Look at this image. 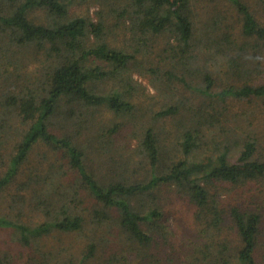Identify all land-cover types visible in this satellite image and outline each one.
Wrapping results in <instances>:
<instances>
[{
	"label": "trees",
	"instance_id": "16d2710c",
	"mask_svg": "<svg viewBox=\"0 0 264 264\" xmlns=\"http://www.w3.org/2000/svg\"><path fill=\"white\" fill-rule=\"evenodd\" d=\"M194 1L0 0V230L21 248L38 249L40 257L24 264H60L41 240L53 232L84 230L83 193L101 207L93 212L94 227L126 237L139 253L153 233L167 239L160 206L145 198L166 185L189 198L199 231L180 264H259L263 216L240 206L227 209L221 188L264 184V156L251 136L220 144L221 132L211 128L221 122L230 101L264 105V22L246 0H212L228 11L201 27ZM86 3L106 6L97 22L73 13ZM257 7L264 11V0ZM36 10L44 12L41 22L33 18ZM109 17L116 22L108 29ZM122 28L126 49L110 41V32ZM158 37L167 39L166 46L151 57ZM29 48L44 66L28 77L16 56ZM139 54L156 62L148 68L155 85L179 83L201 105L188 111L173 150L162 147V139L148 128L136 156L112 160L100 174L84 146L92 142L79 139L91 130L93 109L105 106L116 118L133 111L129 70ZM107 81L111 88L102 92L98 82ZM179 112L171 105L155 115ZM123 123L104 126L100 137L113 141ZM39 146L47 150L46 163L33 160ZM68 176L73 182L63 181ZM228 218L239 237L232 248L221 238ZM96 241L82 262L96 254ZM19 254L1 252L0 264H22Z\"/></svg>",
	"mask_w": 264,
	"mask_h": 264
},
{
	"label": "rangeland",
	"instance_id": "374dc122",
	"mask_svg": "<svg viewBox=\"0 0 264 264\" xmlns=\"http://www.w3.org/2000/svg\"><path fill=\"white\" fill-rule=\"evenodd\" d=\"M246 1L254 7L253 10L264 22V11L257 7L259 0ZM220 3L212 0H196L193 9H195L198 16V26H204L210 19L215 18L217 15L220 16V13H224V11H228L227 8H218ZM103 8L106 11V6L103 7L99 3H86L77 5L72 11L77 16L90 18L97 22L104 12ZM43 17L44 12L40 10H36L33 16L37 22H41L44 19ZM115 22L114 17L106 19L107 28L109 29ZM231 22L232 24L235 23L233 18ZM109 35L110 41L114 45L124 47V49L127 48L123 28L121 30L113 29ZM156 40L158 48L153 51L154 54L151 57H155V53L158 56L167 43L166 38L158 37ZM17 57L19 61L21 60L20 64L24 72L22 74L28 77L44 66L39 63V59L35 57L32 48L23 50ZM149 58L146 54H139L129 70V76H131L129 82L134 87V96L131 98L135 105L133 111L126 114L124 118H116L114 113L105 106L93 109L94 117H92V124H89L91 130L84 131L83 137L79 139H82V142H86V144L92 142V145L84 146L88 148L90 163L98 169L100 174L107 173V168L112 160L126 162V159L130 156H136L137 148L148 128L154 129L162 139V147L168 151L173 150L177 144V134L182 131L189 121L188 111L192 107L201 105L199 97L191 90L183 88L179 83H172L170 88L166 85L163 88L155 85L154 77L148 68L156 62L149 60ZM159 67H162V64ZM166 69V67H162V71ZM110 82H98V85L102 86V92L111 88L112 84ZM5 83L8 84L4 80L3 86L6 85ZM126 89L128 90V88L124 90ZM171 105L180 108L179 114L156 117V113ZM219 120L221 122H217L211 128L216 134L218 132L222 133L217 135L218 143L226 144L230 138L247 139V136H251L254 140H258L259 152L264 156V105L261 102L252 100L230 101ZM123 121L122 128L113 141L112 138L107 140L106 137H100L99 132L103 128ZM103 141L107 142L106 146H103ZM80 144L82 145L81 141ZM45 154H47L46 148L39 146L33 152V160L46 163L43 157ZM48 155L50 156V154ZM63 181L65 183L73 182L72 176L65 177ZM263 185L252 183L244 186L225 183L221 188L223 190L221 195L223 205L227 209L232 206H240L243 210L258 211L264 219ZM145 198L147 201L157 202L160 206L163 212L161 224L168 234L167 239H163L160 232L153 233V241L148 247L141 248V253L137 250L139 248L135 249L126 237L118 233L111 234L109 233L111 230H107L106 227L104 229L94 227L93 222H91L94 218L93 212L101 207L87 193H83L84 203L80 207L81 214L86 220L84 230L71 233L53 232L41 240L46 247L45 251L52 253L54 257L52 261L60 264L64 262H74V264H180L183 258H186L188 246L195 242L199 236L198 227L194 220L193 205L185 194L181 193L176 186L171 185L157 188L154 190L153 195H147ZM221 238L228 240L231 248L236 247L239 243L238 233L234 229V224L230 218L227 219L222 229ZM94 240H97L96 244H98L96 254L82 262L89 244ZM259 241L256 257L259 264H264V220ZM21 247L14 242L8 232L0 230V253L11 251L13 254L20 255L19 252L22 251L23 255L20 261L22 264L30 262L31 256L40 257L37 253L38 249L35 247L29 249Z\"/></svg>",
	"mask_w": 264,
	"mask_h": 264
}]
</instances>
